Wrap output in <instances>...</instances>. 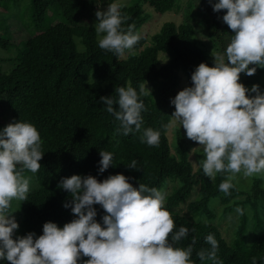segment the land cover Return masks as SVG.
<instances>
[{"label": "trees", "instance_id": "obj_1", "mask_svg": "<svg viewBox=\"0 0 264 264\" xmlns=\"http://www.w3.org/2000/svg\"><path fill=\"white\" fill-rule=\"evenodd\" d=\"M20 1L0 0V100L7 103L0 128L19 120L34 124L44 153L35 174L28 170L22 173L32 183L27 200L20 202L16 217L19 227L13 238L28 232L39 236L45 222L63 227L75 218L70 207L63 206L72 197L58 186L62 178L90 174L103 180L122 173L131 178L134 187L144 183L165 191L170 182L174 183L166 207L174 219V231L180 226L189 229L188 237L178 246L192 245L194 264H213L197 255L210 250L205 241L210 233L218 241L216 256L222 264H252L254 257L258 261L264 258V175L254 176L246 188L232 181L234 187L225 194L219 184L226 173H218L212 180L204 175L202 161L198 169L194 168L190 155L198 142L187 138L182 126L174 127L173 144L168 136L175 109L170 99L180 91V77L185 74L191 86L195 68L201 62L209 66L214 63L198 32L208 35L207 44L215 51L224 50L230 42V28L222 19L226 9L213 11L215 0H129L121 9L127 17L122 27L133 26L141 39L131 51L117 57L98 47L100 34L90 23L96 0H31V10L24 16ZM182 10L187 15L180 23L167 20L156 32L142 33L154 12L179 14ZM11 16L20 19L29 34L16 43L11 42L7 23ZM240 82L247 88L259 85L264 91V68L257 67L250 76L241 73ZM129 84L138 91L145 84L149 90L141 97L145 104L141 130L125 136L117 133L120 122L105 110L100 97H115V88ZM147 127L159 130L158 146L141 142ZM100 151L113 153V165L103 173H98ZM133 159L141 169L126 166ZM196 188V197L191 200ZM188 200L186 215L178 207ZM219 204L224 205L222 216L243 209L231 240L216 223ZM94 207L95 219L102 224L106 213L99 204Z\"/></svg>", "mask_w": 264, "mask_h": 264}, {"label": "clouds", "instance_id": "obj_2", "mask_svg": "<svg viewBox=\"0 0 264 264\" xmlns=\"http://www.w3.org/2000/svg\"><path fill=\"white\" fill-rule=\"evenodd\" d=\"M99 6L102 0H96ZM212 3V0H209ZM124 0H112L106 10H98L95 30L100 34L98 47L124 56L140 41L141 34L133 26L126 30L127 19L121 9ZM213 11L226 9L223 21L233 30L230 42L222 52L212 54L214 63L201 62L191 73V86H186L170 99L175 106L172 127L185 129L187 138L198 142L193 153H203L201 168L214 180L226 173L219 190L228 194L237 174L244 177L264 174V91L259 85L247 88L240 74L253 75L264 68V0H215ZM249 65H252L251 67ZM145 84L139 91L131 84L115 88L116 96H101L105 110L120 122L118 134L139 132L147 95ZM149 90V89H148ZM247 93V95H246ZM141 142L158 146L159 130L147 127ZM42 140L36 126L27 121H13L0 128V261L10 264H194L192 245L178 246L189 229L178 230L166 207L167 192L139 183L134 187L130 177L110 174L103 180L93 175L73 174L64 177L59 187L68 191L71 200L64 207L71 209L74 219L63 227L56 222L43 224L42 234L14 233L19 224L11 215V201L27 200L30 177L41 167ZM98 173L113 165V153L100 151ZM141 169L133 159L126 165ZM99 204L106 214L98 222ZM243 214V209H237ZM170 237V239H169ZM207 252L200 251V260L217 259L218 241L208 234ZM195 242L193 238V243ZM81 257H88L81 261ZM252 264H264L253 258Z\"/></svg>", "mask_w": 264, "mask_h": 264}, {"label": "rangeland", "instance_id": "obj_3", "mask_svg": "<svg viewBox=\"0 0 264 264\" xmlns=\"http://www.w3.org/2000/svg\"><path fill=\"white\" fill-rule=\"evenodd\" d=\"M30 1L31 0H21L20 1V13L22 14V16L27 15L29 13V10H31ZM108 1L109 0H102V3L99 6L97 5L96 11L98 10V8L101 11L106 10L107 6H108ZM128 2H129V0H124V5L127 4ZM184 15L185 16L187 15V11L184 12L182 10L181 13H179V14L176 12L170 13L168 11L162 15H159V14L154 12L153 17L150 19V21L146 25L143 26L142 30L141 29L140 30L145 35L154 33L167 20H174L177 23H180L182 18L184 17ZM97 21H98V18L95 15L94 19L91 20L90 23L95 26V23ZM7 23L10 27L11 32H12L11 42L16 43V42H19L21 39L29 36V34L25 30V28L22 26L20 19H18L16 16L9 17ZM228 32H229V37L231 38V35L234 34L233 30L230 29V30H228ZM1 33L2 32H0V34ZM198 37L205 42V44L207 45V49L210 52V55L223 51L220 48H218V49L215 48V49H217V51H215L212 48V46H209V44H207V43H209L210 38L205 33L198 32ZM1 57H3V54L0 53V58ZM186 86H190V83L187 80V77L185 76V74H183L179 79V88H180V90H182ZM5 112L7 113V103H6L5 99L4 100L1 99L0 100V117H3L2 114H4ZM176 126H179V125L177 124ZM174 134H175L174 127L171 126L169 133H168V136H169L170 142L172 144L174 142ZM194 151H195V149H193V151L191 152L190 158L194 164V168L198 169L200 166V162L203 160V153H193ZM254 176H258V175H253L251 177H244L242 174H237L235 176V178L233 179V181L238 183V184L240 183L239 185L242 184L241 187L246 188L247 184H249L251 182V180L253 179ZM30 183H32V181H30ZM173 184L174 183L170 182L169 186L166 187L165 191L167 192V194H169L172 191V185ZM197 190L198 189L196 188L195 193L193 194V197L191 198V200H193L196 197ZM189 201L190 200L181 204L178 207V210H181V212L186 214V215L189 213V208H188ZM20 202L21 201L15 200V199L13 201V208H12L13 211H12L11 215L14 216L15 219L17 217V211L20 207ZM214 205H216V204H214ZM217 208H218V211H217L218 216L216 218V223L219 225V228H220L222 234L224 235V237L227 238L228 240H231L235 236V231H236V227L238 224L239 213L237 212V210H235L233 212L227 213L226 215L222 216L221 214L224 212L223 211L224 205L219 204V205H217Z\"/></svg>", "mask_w": 264, "mask_h": 264}]
</instances>
